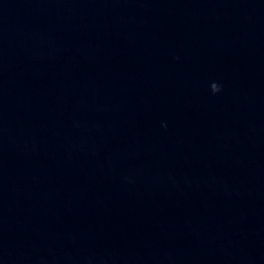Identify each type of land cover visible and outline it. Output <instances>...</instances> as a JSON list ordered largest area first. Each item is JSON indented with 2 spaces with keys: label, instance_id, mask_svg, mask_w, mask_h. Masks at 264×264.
<instances>
[{
  "label": "water",
  "instance_id": "obj_1",
  "mask_svg": "<svg viewBox=\"0 0 264 264\" xmlns=\"http://www.w3.org/2000/svg\"><path fill=\"white\" fill-rule=\"evenodd\" d=\"M0 264H264V0H0Z\"/></svg>",
  "mask_w": 264,
  "mask_h": 264
},
{
  "label": "clouds",
  "instance_id": "obj_2",
  "mask_svg": "<svg viewBox=\"0 0 264 264\" xmlns=\"http://www.w3.org/2000/svg\"><path fill=\"white\" fill-rule=\"evenodd\" d=\"M220 90H221V89L218 87V88L216 89V92H215V93H219Z\"/></svg>",
  "mask_w": 264,
  "mask_h": 264
}]
</instances>
